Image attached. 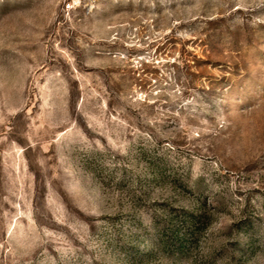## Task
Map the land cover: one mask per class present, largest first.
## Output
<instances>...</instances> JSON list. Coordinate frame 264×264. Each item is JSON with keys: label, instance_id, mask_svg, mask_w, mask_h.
I'll return each instance as SVG.
<instances>
[{"label": "rangeland", "instance_id": "1", "mask_svg": "<svg viewBox=\"0 0 264 264\" xmlns=\"http://www.w3.org/2000/svg\"><path fill=\"white\" fill-rule=\"evenodd\" d=\"M0 264H264V0H0Z\"/></svg>", "mask_w": 264, "mask_h": 264}]
</instances>
